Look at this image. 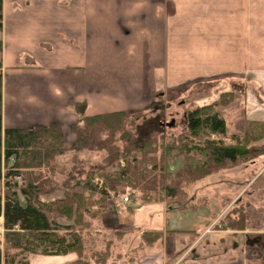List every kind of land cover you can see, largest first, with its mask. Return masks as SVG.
Masks as SVG:
<instances>
[{"label":"crops","instance_id":"crops-1","mask_svg":"<svg viewBox=\"0 0 264 264\" xmlns=\"http://www.w3.org/2000/svg\"><path fill=\"white\" fill-rule=\"evenodd\" d=\"M0 38L4 128L55 122L73 147L77 103L89 116L138 112L217 82L244 91V120L264 122V0H4ZM184 196L133 209L110 201L107 228L128 240L138 234L140 245L145 232L159 236L109 263L264 264V246L249 243V228L207 221L197 202L207 197ZM28 259L71 264L77 255Z\"/></svg>","mask_w":264,"mask_h":264},{"label":"trees","instance_id":"trees-1","mask_svg":"<svg viewBox=\"0 0 264 264\" xmlns=\"http://www.w3.org/2000/svg\"><path fill=\"white\" fill-rule=\"evenodd\" d=\"M3 2L0 0V31L3 27ZM2 50L3 41L0 38V184L3 183L4 187L0 188V220L4 218L8 245L5 254L0 248V264H23L21 259L17 261V257L22 255H26L24 264H29L28 256L34 253H75L77 259L71 264H110L107 253H100L103 257L95 253L85 257L82 252L83 227L89 225L86 215L95 218L107 209L110 197L106 187L114 191L119 187L137 190L144 201L157 198L155 194L162 190L161 180L145 170V164L151 160L150 152L157 149V137L139 140L131 130L126 129L127 125H135L143 115L141 111L89 116L85 102L72 107L78 115L73 125L76 144L72 148L66 147L63 128L55 122L30 128H4ZM233 94V91L223 92L221 102L229 103ZM212 107V104H207L190 111L187 115L188 132L179 135L167 147L169 153L177 152L184 157L186 165L176 176L181 179L186 176L189 183L218 172L222 166H236L264 153V147L255 145L264 139V123L261 122L248 121L242 138L233 135L234 145H228L222 139L205 138L197 143L189 140V137H200L205 131L227 136L225 117L213 111ZM87 149L106 151L107 163L90 170L84 179L76 183L67 181L65 196L56 203L43 201L41 196L54 190L50 176L45 173L54 171L56 158L71 151ZM132 152L140 154L132 162L133 165L122 167L117 172H105L115 165L121 155L129 156ZM195 160L198 163L193 165L191 161ZM96 177L103 178L102 187L95 182ZM57 217L75 220L63 223ZM238 224L239 221L231 220L229 226L241 227ZM143 234L149 243L155 242L159 236L150 232ZM10 250L15 252L10 253Z\"/></svg>","mask_w":264,"mask_h":264},{"label":"rangeland","instance_id":"rangeland-1","mask_svg":"<svg viewBox=\"0 0 264 264\" xmlns=\"http://www.w3.org/2000/svg\"><path fill=\"white\" fill-rule=\"evenodd\" d=\"M213 85H215L216 89H211L210 86L207 88H182L175 99L169 97L166 102L164 101L165 103H158L141 111L143 115L136 121L135 125L126 126V129L131 130L139 140L157 137V149H153L150 152L151 160L145 164V170L152 176H157L161 180L162 190L158 195L155 194V197H157L156 199L144 201L140 198V193L137 190L119 187L117 191H114L106 187L110 197L107 209L110 201L131 205L127 208L133 209L141 204L160 201H166L167 205H172L176 203V198L180 201L185 199L184 195L191 193V195L196 196L200 194L207 197V199L197 201L204 206L200 213V215L203 216L202 218L211 221L215 216H218L219 220H221L220 225H224L225 227H229L231 220L239 221L240 224L238 225L241 227L237 226L234 229L242 230L244 228H249L248 231L255 235V239L248 242L254 244V248L261 249L264 246V161L258 160L255 163L248 161L249 163L242 162L236 166H222L218 172L214 173L216 175L221 172L225 173L223 171H226L227 174H223L222 177H220V174L219 176L211 177L214 175L211 174L207 176L208 178L205 177L206 179L202 178L189 183V179L186 176L183 177V179L176 176L186 165L184 157L178 155L177 152L169 153L167 150L168 145L172 143L175 138L188 132V113L198 106L207 104H212L213 111H218L225 117L228 127L227 136L212 134L205 131L201 133L200 137H189V140H193L197 143L203 141L205 138L222 139L226 144L234 145L236 142L232 138L233 135H238L240 138L243 137L245 127L248 123L247 120H244V91L232 90L234 87L224 82L222 84L217 82ZM226 91L234 92L232 100L229 103L225 101L221 102L220 96ZM259 91H261V88H259ZM119 135L120 133L117 134V136ZM258 142L262 143L261 140ZM258 142H256L255 145L264 147V145H260ZM118 144L121 145V142ZM67 148L72 147L67 146ZM139 155V153L135 152H132L129 156L121 155L115 165L108 167L105 172L113 173L115 171H120L122 167L126 168L131 165L134 159L138 158ZM106 157V151L98 152L88 149L80 152L71 151L57 157L54 171L52 173H45V175L50 176L52 181L51 186L54 190H50L48 195H42L41 199L48 203H56L60 198L65 196V183L67 181L76 183L77 180L84 179L90 170L103 167V165L107 163L105 160ZM191 163L196 165L198 161H191ZM248 164L250 167L246 169L245 167ZM233 168H235L233 174L228 172ZM251 171L253 172L251 173ZM204 180L207 181L205 184ZM95 182L101 187L104 185V180L101 177H96ZM0 188L4 189L3 183L0 184ZM78 191H80V189H78ZM125 195L129 196V202L124 201ZM227 200L228 202L226 203ZM248 207H250V209ZM107 209L102 213L100 212L95 218L86 215V220L89 225L83 227V235L85 238L82 252L85 253V257H89L94 253L96 255L98 254V256L101 255L100 253H107V258L116 262L118 258H123L127 252L128 256H131L133 255L129 253L131 250L137 251L143 248L144 245H150L156 242H147V236L142 234L140 240L143 244L140 245L136 242L138 234H136L134 238L132 237L128 240V238H126V231L120 232L107 228L102 220L103 214ZM128 213L132 212L128 210ZM74 217L77 218L76 215H74ZM193 217L195 218V213H193ZM75 218L68 221L73 222ZM57 220L63 223L68 222L63 217H57ZM6 232L4 218L2 217L0 220V248L3 254H5L8 247L5 239ZM250 239H252V237ZM14 252L15 251L10 250V253ZM25 257L26 255L18 256L17 261L21 259L24 264ZM181 260L182 258L180 261ZM180 261H178V263H180Z\"/></svg>","mask_w":264,"mask_h":264},{"label":"built area","instance_id":"built-area-1","mask_svg":"<svg viewBox=\"0 0 264 264\" xmlns=\"http://www.w3.org/2000/svg\"><path fill=\"white\" fill-rule=\"evenodd\" d=\"M124 201L129 202L130 201L129 197H124Z\"/></svg>","mask_w":264,"mask_h":264}]
</instances>
